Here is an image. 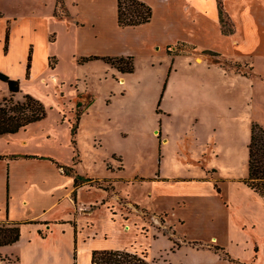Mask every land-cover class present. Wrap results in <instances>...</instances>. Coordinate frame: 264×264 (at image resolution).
Listing matches in <instances>:
<instances>
[{
    "label": "rangeland",
    "instance_id": "rangeland-1",
    "mask_svg": "<svg viewBox=\"0 0 264 264\" xmlns=\"http://www.w3.org/2000/svg\"><path fill=\"white\" fill-rule=\"evenodd\" d=\"M59 1L61 0H5L2 10L4 16L28 24L32 32H37L32 33V36L38 41L40 53L31 80L26 79V76L23 78V44L15 48L11 59H2L0 65L12 74L21 75L18 78L23 85L21 99L24 102V94H31L40 100L47 109V117L42 121H47L49 126L55 125L57 121H65L73 130L77 118V102L82 101L85 107L93 100L96 101L81 116L79 131L75 136L79 151L75 155V146L69 138L67 128L60 133L67 147L64 158L72 159L75 156L69 167L78 169L79 166L81 171L80 174L75 171L73 173L84 179H92L86 181L89 187H100L107 192L102 203H95L96 208H105L113 219H118L124 228L130 230H124L120 224L112 225L105 211H102L93 216L98 233L96 244L147 254L154 264H229L224 261V252H218L222 261L217 258L210 261L208 258L212 255L209 250L216 252L217 246L226 249L225 244L231 248L226 249L234 260L231 264H255L250 261L254 248L258 245V263L264 264V203L240 190L238 182L225 181L217 184L219 192L215 185L214 192L210 185L185 190L184 185L133 183L135 177H153L160 170V128L169 138L166 151H173L168 158L169 175L185 178V173L197 176L204 173L202 163L193 165V156L190 155L192 158L185 161V150L188 151L193 144L190 139L185 138V121H195L196 114L204 113L200 111L201 100L193 91L194 84H200L204 89L201 93L211 97L219 95L221 98L217 105L219 115L205 112V117L201 116L199 119V126H213L211 134L207 133L213 139L217 135L216 121L220 122H217L221 125L219 134L223 137L227 135L232 139L231 136L238 134V144L229 148L224 157L218 159L217 154H210V150L205 148L207 165L217 168L221 176L223 173L230 177L234 173L235 178L240 179L247 174L249 144L246 145V134L253 125L252 122L264 128V18L258 15L257 21L249 23L256 15L254 11L247 13L256 6V1L231 0V11L241 18L246 16L241 21L244 29H236V35L233 34L228 40L215 24L216 29H211L214 34L205 41L203 47H184L186 55L191 56L192 64L185 60L184 55L175 61L174 66L173 59L161 53L154 58L138 55L136 72L126 77L102 61L87 65L77 63L78 56L83 54H106L114 51L125 35L116 28L113 1L85 0L77 7L81 0H62L67 6L69 3L73 11L69 16L72 18L70 22L78 28L73 27L67 19L60 21L55 18L54 8ZM102 5L107 9L106 19H103ZM67 8L69 6L63 7L60 4L59 12L63 13ZM101 20L103 23L99 25ZM86 23L88 27L80 28L85 27ZM233 24L235 25L233 22L229 23L227 28L231 29ZM249 24L250 27L247 28ZM234 27L237 28L236 25ZM20 33L25 35L24 30ZM175 33L176 36H185V29ZM129 35V39H132L131 36L141 39L139 34ZM171 50L177 51L176 46ZM203 51L210 53L205 54ZM44 55H49L50 67L56 65L59 59L61 70L58 77H50L51 71L47 69ZM201 63L203 64L199 65ZM171 75L174 76L173 80ZM167 79L171 88L165 90L158 107ZM15 102V99L12 100L10 105ZM207 105L212 104L207 102L205 106ZM210 143L212 146L215 141L210 138L207 147ZM127 176L130 179L124 178V181H129L128 183L121 181ZM216 178L214 173L208 177L209 180ZM163 193H169L171 201L174 195L177 196L174 202L178 198L185 200V196L190 199L203 193L208 198L203 196L196 204L204 207L206 204L209 207L212 202L217 214L205 210L206 220L198 211H202L200 207L185 209V206L188 207L187 202L174 213H155L158 209L172 207ZM216 193H222V196ZM94 196L93 192L91 197ZM85 217L86 215L81 217L82 222L86 220ZM250 223L257 225L258 233L241 229V225ZM82 233L87 235V229ZM193 239L201 241L200 246L211 249L190 251L186 248L185 253L179 250L175 253L176 256L172 255L171 247L178 248L175 243L180 245V249ZM89 246L87 243L81 253L82 264L88 261ZM188 251L193 252L195 260L189 256ZM169 257L172 258L170 261ZM0 264L8 262L5 263L0 257Z\"/></svg>",
    "mask_w": 264,
    "mask_h": 264
},
{
    "label": "crops",
    "instance_id": "crops-1",
    "mask_svg": "<svg viewBox=\"0 0 264 264\" xmlns=\"http://www.w3.org/2000/svg\"><path fill=\"white\" fill-rule=\"evenodd\" d=\"M84 1L85 0H81L77 7L83 4ZM112 1L113 12L116 15V28L118 31L122 32L125 35L121 37L114 51H110L106 54L99 52H90L81 56H134L136 64L138 55L154 58L161 53L168 56V58L170 57L171 59H173L174 66L175 61L183 56L169 55L168 47L176 46L181 42L192 44L197 48L203 47L206 43L205 41L207 39L209 40L214 34L211 29H216V26H218V28H221L219 32L222 31V26L219 18L220 15L218 9V0H141L147 3L153 9V18L151 22L140 25L138 27L125 28L120 27L118 23V0ZM222 1L224 2L225 10L229 18L237 26V28H235L238 30L242 28L244 29V27H242L241 25V21L242 19H246V16L244 18H241L240 15L231 11V0ZM255 1L256 6L249 9L247 13L251 14L252 11H254L256 17L253 18L252 22L249 21V23H254L255 21H257V17H259L258 15L264 18V0ZM5 4V0H0V62L2 61V59H11L13 57L15 48L20 44H23L25 49V74L23 78H25L28 55L30 52V48L33 46V64L31 69V76L29 79L31 80L35 65L37 63V58L40 53L38 41L32 36V33L35 32H32L31 27L28 26V24L21 23L17 19L6 18L2 11L5 7ZM67 4L69 6V9L67 8V11H69L71 14L73 11L69 3ZM68 6L66 5L65 7ZM101 10L103 19H106V7H103L102 5ZM55 18L60 19V21H62L63 19H67L68 22H70V20L72 19L70 17ZM100 23L102 24L103 21L101 20L99 22V25ZM70 24L73 27H76L73 23L70 22ZM90 25L95 26V24ZM88 26L89 25L87 24L85 27L80 28H86ZM249 27L250 24L247 26V28ZM8 28H10L11 32L10 46L8 54H5L4 44ZM183 28L185 29V36H176L175 31ZM23 30L25 32V35H21L20 33V31ZM25 30L28 33H26ZM131 33L141 35V39H135L133 36H131L132 39H129L128 37ZM234 35H226L225 37L229 40ZM161 49H163L162 52L160 51ZM76 55L77 54L74 55V59H76ZM184 57L185 60L190 62L191 56L184 55ZM48 58L49 55H44V59L47 63V69L48 71H51L50 77H58V74L61 70L59 59L55 67L51 68L48 65ZM190 63L192 64V62ZM202 64L203 63L199 65ZM0 69L7 72L8 74H6L13 79H18L21 77V75L12 74L10 71L8 72L1 65ZM122 75L126 77L128 74ZM170 77L173 80L174 76L171 75ZM59 80L62 79L59 78ZM55 81L52 82L55 84ZM193 87V91L198 94L199 99L201 100L199 102L201 103L199 106H201L203 110L200 109V111L204 113L202 115L196 114L195 118L197 119L195 121H185V138L190 139L193 143L189 147L188 151L185 150V161L187 158L189 160L190 158H192L191 156H193V165L197 166L196 164L202 163V169L204 170V173L200 174L199 176L192 175L191 173L187 175L185 173V178L182 176L169 175L170 173L167 169L169 165L168 158L172 156L173 151H171L170 153L169 151H166V146L168 144L169 138L168 135H164L162 129V142H160L158 139V157L160 158V170L156 172L153 177H148L152 178V181H147V183H158L163 185L176 184L180 187L184 185L185 190L189 188L200 187L201 185H210L214 190L213 185H215L216 190L218 191L217 184L223 183L225 181L234 183L238 182L237 186L240 187V190H242L244 193L255 196V199L264 203V199L243 182V180L248 176L249 170H247L246 175L244 174V176H242L240 179H237L235 178L236 175L234 173L233 175H230V177L224 176L223 173L221 176V173L217 168H210L209 165H207L205 161L206 149L210 150V154H217L218 159L221 158V156L224 157L229 148H231L234 144H238V134L231 136L232 139H229L227 135L223 137L219 134V132L221 131V129L219 130L221 125L218 123L220 122L216 121L217 135L214 137V139L213 136L209 137L207 133L211 134L213 126L212 128L211 126H199V119L201 116L205 117V112L212 113L213 115H219L220 109L217 105L218 101L221 98L219 97V95L211 97V95L207 96L206 93H201V91H203L204 89L200 87V84H194ZM170 88L171 84L169 83L167 84L166 91ZM21 89V93L13 94L9 89L8 84L0 80V101L4 100L5 98H14L16 102L21 101L22 99L20 97V94H23L22 83ZM212 99L214 102L212 101ZM207 102L208 104L212 105L205 106V103ZM223 123L224 122H222V124ZM64 128H67L69 138H71V140L73 141L72 126L70 127V124L65 121H57L53 126H49L47 124V121H39L27 126L25 129L20 130L18 133L0 136V155L4 156L3 159H0V221H6L7 219H9L14 222L23 223L21 225V239L13 245L0 246V257L5 263L75 264V255L77 253L78 264H82L81 253L87 243L90 246L88 251V261L86 264H91L92 252L94 250H122L109 248L107 246H99L96 244L98 233L93 221V216L99 214L102 211H105L106 216L108 217L112 225L116 226L120 224L124 230H130L124 228L122 223L118 219H113V217L110 216L105 208H96L95 203H97V201L99 203H102L104 201V197L107 196V192L105 190L98 187H89L88 183H84L78 189L76 188V173L80 174L81 171L79 170L78 166V169L74 168V171L76 172L74 174L73 169L69 167V165L74 162L75 156L72 158L73 160L71 159V157L68 159L64 158V152L67 151V147L64 137L60 136V133H62ZM251 136L252 125L249 132H247L246 134L247 146L249 144V139L251 141ZM210 138L211 140L215 141V144L211 146L210 143L208 144L210 146L207 147V143L210 141ZM247 152L249 153L248 147ZM75 154L76 150H74V155ZM13 156L18 157L14 158ZM31 156H35L36 158H32ZM56 162L68 167L69 170H72L71 174L66 173L64 168L58 167ZM213 173L217 175V178L215 179L216 181L213 179H208V177H210V175H212ZM128 177L129 176L123 178L129 180L130 178ZM221 188L223 187L221 186ZM93 192L95 193L94 198L91 197V194ZM222 193L216 194L221 197ZM163 194L166 196L167 201H169L172 207L169 209H158L157 211H154L155 213H174V211L178 207L181 208L182 206H185L184 202H187L188 207L185 206V209L191 210L192 207H200L202 211L199 209L198 211L202 213L204 217L206 216L205 210H209L212 213L217 214V212L214 211L211 200V203H209V207L206 204H204L206 207L200 204H196V201L200 202L199 199L203 196H206L203 193H199L197 194V196L191 197L190 199L186 196L185 200L178 198L176 202L174 201L177 199V196L174 195L172 199L173 201H171L169 193ZM223 205L225 209L228 210V207L225 206V203H223ZM83 215H86V220L84 222L81 221V217ZM205 219L207 220L206 217ZM185 220L187 219L185 218ZM184 225L185 224H183V226ZM84 229H87V235H83L82 232L84 231ZM241 229L243 231L252 230L255 233H258L259 231V228L255 223H250V225L243 224L241 225ZM105 240L107 239L105 238ZM200 242L201 241L195 239L187 241V246H182L180 249L177 248L174 251L171 247L172 255L176 256L179 250L185 253L186 248H188V250L190 251H205L206 249H211V247L200 246ZM225 246L226 249L228 248L229 250H231V248L226 244ZM256 246L257 248H254L253 258L250 262L259 264L258 254L260 250L258 245ZM77 247L78 249H76ZM190 251H188L189 256L191 255L192 259L195 260L196 258L194 257V255H192L193 252ZM209 251L212 252L210 253L212 255L208 257L210 261L215 258H217L218 261H222V257L219 253L212 250ZM171 259L172 258L169 257L168 261H170ZM224 261L231 264V262L227 260ZM181 264L188 263L181 262Z\"/></svg>",
    "mask_w": 264,
    "mask_h": 264
},
{
    "label": "trees",
    "instance_id": "trees-1",
    "mask_svg": "<svg viewBox=\"0 0 264 264\" xmlns=\"http://www.w3.org/2000/svg\"><path fill=\"white\" fill-rule=\"evenodd\" d=\"M66 6L65 2L59 1V4L55 8V15L57 17H69L70 12L65 11L63 13L59 12V7ZM218 9H219V18L222 26V32L225 35H232L235 33L236 28L235 25L231 27V29L227 28L229 23H232L229 18L225 5L222 0H218ZM153 18V9L147 3L141 0H118V23L120 27H138L140 25L151 22ZM10 28L7 30L5 44H4V52L8 54L9 46H10ZM173 46L168 47V54L171 56H182L186 55L184 47H189L191 49H196L195 46L187 44L185 42L178 43L176 45L177 51H172L171 48ZM33 46L30 48V52L27 60V71H26V79H30L31 69L33 64ZM205 54H209L210 51H203ZM94 61H102L112 68L116 69L118 72L122 74H133L135 73V60L133 56L125 57V56H99V55H90V56H80L77 59V63L79 65H85ZM52 68L55 67L51 66ZM172 70V68H171ZM171 72V71H170ZM0 80L7 83L9 89L13 94H18L22 92L21 89V81L18 79H13L6 73L0 70ZM168 79L166 80L164 91L160 96V100L158 102V107H160L162 100L164 98V93L167 88ZM14 100V98H5L0 101V136L7 134H15L20 130L25 129L27 126L42 121L47 117V109L45 105L34 97L31 94H24V102L23 100L15 102V104L10 105V103ZM95 103L93 100L87 106L84 107L83 103L80 101L77 103V118L76 124L73 126L72 135H73V144L75 146L76 152L79 151L78 143L75 139V136L78 134L81 116L83 113L87 112L88 109ZM82 108V109H81ZM81 109V110H80ZM159 109H157V113H159ZM162 128H160L158 139L162 142ZM248 176L243 182L257 194H259L264 199V128L256 122H253L252 125V136L251 141L248 146ZM14 158L18 156H13ZM32 158H36L35 156H31ZM4 156L0 155V159H3ZM58 167L64 168L66 173L71 174L72 170H69L68 167L61 165L56 162ZM74 171V169H73ZM92 179H84L81 175L76 176L75 186L78 189L81 185L86 183V181H91ZM105 180V179H104ZM123 182L124 178L121 180ZM152 181V178L148 177H135L133 180L136 182H147ZM102 185V184H101ZM99 185V186H101ZM100 188V187H98ZM218 191L219 188H218ZM76 195V193H75ZM21 222H14L9 219L6 221H0V246H9L17 243L21 239ZM171 240V239H170ZM198 244V243H194ZM179 248L180 245L176 244ZM78 249V247L76 248ZM177 248L173 247L172 250H176ZM227 250L223 247L216 248V252H224L226 255V260L229 262H233L231 255L226 252ZM76 263L78 264V255H75ZM91 264H154L149 260L147 254H139L136 252H131L127 249L125 250H94L92 252V262Z\"/></svg>",
    "mask_w": 264,
    "mask_h": 264
}]
</instances>
